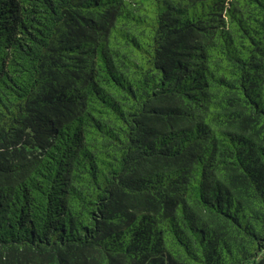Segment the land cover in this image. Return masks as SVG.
<instances>
[{"label": "trees", "instance_id": "trees-1", "mask_svg": "<svg viewBox=\"0 0 264 264\" xmlns=\"http://www.w3.org/2000/svg\"><path fill=\"white\" fill-rule=\"evenodd\" d=\"M0 264H264V0H0Z\"/></svg>", "mask_w": 264, "mask_h": 264}]
</instances>
